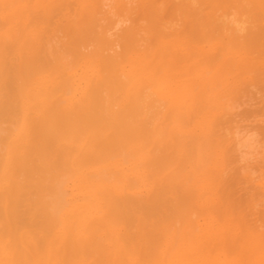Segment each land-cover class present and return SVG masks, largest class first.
<instances>
[{"label":"bare ground","instance_id":"1","mask_svg":"<svg viewBox=\"0 0 264 264\" xmlns=\"http://www.w3.org/2000/svg\"><path fill=\"white\" fill-rule=\"evenodd\" d=\"M65 2L0 0V264H264V93L243 77L264 0ZM36 11L61 16L46 43ZM154 144L173 153L147 178L177 174L160 193L124 159ZM143 213L155 232L129 228Z\"/></svg>","mask_w":264,"mask_h":264},{"label":"rangeland","instance_id":"2","mask_svg":"<svg viewBox=\"0 0 264 264\" xmlns=\"http://www.w3.org/2000/svg\"><path fill=\"white\" fill-rule=\"evenodd\" d=\"M65 1H66V2H65V5H64V6L67 8V10H65L64 7H61V9H63L64 13H69V12H71V10H72V13H70V14H75L76 11H75V7L73 6V5H75V3L73 2V0H65ZM67 2H68V3H67ZM72 2H73V5H72ZM70 3H71V5H70ZM66 4L68 5L69 8L67 7ZM69 5L72 6V8H74V9H70V6H69ZM76 8H77V7H76ZM68 10H69V11H68ZM38 12H39V11H36L35 13H36L37 15H36V14H34V15H36V17H38L37 20H40V21H41V20L43 21V19L45 20V21H44V22H45V25L42 24V29H43L44 31H45V29H46V31H47L46 33H47V34L44 32L46 35H43V36H44V40H43V42H45V41L48 42V40H49L48 38H50V36L52 37V35L54 36L53 32H55V30H56V29L54 30V28H56V24H55L54 21H53L54 23H52V20L50 19L51 15H44L43 13H39V14H38ZM60 12H61V11H56V12H55V15H58ZM55 15H54V16H55ZM36 17H35V19H36ZM43 17H44V18H43ZM41 18H42V19H41ZM45 18H46L47 20H46ZM51 18H53V16H52ZM58 18L61 19V16H60V17H56V18H55L56 20H55L54 18H53V19H54L55 21H57V20H59ZM49 20H51V21H49ZM48 21L51 22L52 25H50V24L48 25V23H49ZM46 23H47V25H46ZM43 27H44V28H43ZM46 27H47V28H46ZM48 28H49V29H48ZM49 31H50V32H49ZM51 31H52V33H51ZM48 33H49V34H48ZM55 35H58V33L55 32ZM59 35H60V34H59ZM45 39H46V40H45ZM263 39H264V38H263ZM261 41H262V39H261L260 41H257V42L254 44V45H256L257 43H259V45L261 44V45H262L261 48H260V46H259L258 44H257L255 47H253V48H252V46L249 47V48H252V49H250V51H249L250 54H248V55H251V56H248V55H247V52H248L249 49L246 50V51H244V59L246 58L245 61H250L251 63H253V66H255V67H257V68L260 67V68H258L257 71H254L255 73L253 72V73H251V74H245L243 77H246V78L248 79V83L255 84V86H256V88H255L256 91L254 90L255 93H258V91H259V93L261 92L260 94L262 95V93H264V92H262V91H264V78H263V77H264V75H263V74H264V71H263V70H264V57H262L261 59H263V60H261V59H259V55H258V54L261 55V53H263V56H264V50H263V49H264V47H263V46H264V43L262 44ZM262 42H264V40H263ZM45 43H46V42H45ZM41 44L43 45L44 43H41ZM45 45H46V44H45ZM254 45H253V46H254ZM207 46H209V44L206 45V47H207ZM258 46H259V48H258ZM46 47H47V45H46ZM256 47H257L259 50H257ZM262 48H263V49H262ZM253 49H255V50H253ZM261 49H262V50H261ZM251 50H253V51L255 52V54H253L254 52L252 51V52H253V53H252ZM256 50H257V51H260V52L257 53ZM249 52H248V53H249ZM256 53H257V58H254L253 55L256 56ZM240 54H241V53H240ZM246 55H247V56H246ZM253 60H254V61H253ZM242 61H244V60H243V59H239V60H238V62H240V64H243V63L245 64V61H244V62H242ZM255 61H256V63H255ZM255 64H256V65H255ZM261 69H263V70H261ZM258 70H259V72H258ZM262 75H263V77H262ZM250 76H252V77H250ZM255 76H256V77H255ZM260 76H261V77H260ZM248 77H249V78H248ZM258 79H259V81H257ZM254 81H255V82H254ZM261 84H262V85H261ZM261 86H262V87H261ZM258 87H259V88H258ZM243 88H244V87H242L241 89H243ZM261 88H262V89H261ZM252 91H253V90H251V92H252ZM254 91H253V92H254ZM251 94H253V93H251ZM255 95H257V94H255ZM261 95H260V96H261ZM253 96H254V95H253ZM256 97H257V96H256ZM254 99H255V98H254ZM244 108H248V107H244ZM165 143H167V141H165ZM135 147H136V146H134V148H135ZM134 148H133V146L128 147L127 152H130L131 150H133L134 152L137 151V152L135 153V154H137V156H136L135 158H134V156H133V159H132V157L129 158V156H128V158H127V157H126V158L124 157V159H125V161H126V159H127L128 162L130 161V162H129L130 164L138 165V166H137V170L135 171V173H136L137 176H138L139 174H141V173L144 171V168H143V170H142V167H143L142 164H144V163L146 164V163H147V162H145V161H144V162L142 161V159H144L145 156H146L145 154L148 155V157L150 158L151 161H154V162H152V163H155V164H156V160L159 161V159H160L162 156H164V157H162V158H166L165 156H169V155H171V154L173 153V149H171V150L168 152L167 155H165V153H167V152L163 153V152H158V151H157L158 153H156V148H157V147H156V144H154V146H152V147L149 148V150H148L149 152H146V151L144 152V151H142L143 153H140V151L138 150V148H137V149H134ZM139 149H140V148H139ZM138 151H139V152H138ZM154 152H155V155H154ZM160 154H161V155H160ZM151 155H152V157H150ZM158 155H159V156H158ZM126 156H127V155H126ZM143 156H144V157H143ZM156 156H157V159L155 158ZM146 157H147V156H146ZM149 158H147V160H148ZM151 158H152V159H151ZM158 158H159V159H158ZM120 159H121V160H124L123 157L117 158V159H115V160H120ZM183 159H184V157H183ZM137 160H138V161H137ZM150 160H149V162H150ZM136 161L138 162V164H135ZM161 161H162V160H161ZM141 162H142V164H141L142 167L140 166V163H141ZM149 162H148V163H149ZM129 163H128V165H130ZM150 164H151V163H150ZM155 164H154V165H155ZM146 165H147V164H146ZM154 165H153V166H154ZM105 166H106L105 164H101V165H98L97 167H92V168H91V166H89L88 168H89V170H92V171H95V170L97 171L98 169L102 171V169H105ZM153 166H150V167H153ZM157 166H158V168H161V167L159 166V164H157ZM138 167H140V168H138ZM144 167L146 168V166H144ZM150 167H148L149 169L147 168L148 170L145 169V171H144V172H145V176H139V177H140L139 179L135 177L136 175H133V176H132V178L137 179L136 182H137L139 185H141V186H143L144 184L147 183L146 185H147L148 189H150V191H152L153 189L155 190V187H156V191L158 190L157 192H159V191L162 192V191H161V188H162V187L160 188V190L158 189V187L162 186V184H165V185L169 186V182H171V179H172V178L174 179L175 177H177V174L175 175V173H171L170 171H169V172H168V171H167V172H164L165 174H164L163 172H157V173H163L162 176H161V177H157V178H156V176H154L155 178H152V179H154V180H150L149 176H148L149 179L147 178V174L149 173V171H151V173H154V171H152ZM153 168H155V167H153ZM153 168H152V169H153ZM158 168L156 169V171H158ZM139 169H140V171H139ZM146 170H147V171H146ZM146 172H148V173L146 174ZM155 173H156V172H155ZM131 174H132V173H131ZM133 174H134V173H133ZM141 175H144V174L142 173ZM156 175H159V176H160V174H156ZM167 175H168V176H167ZM172 175H173L174 177H173ZM150 176H151V175H150ZM152 176H153V175H152ZM152 176H151V177H152ZM165 176H166V177H165ZM144 177H145V178H144ZM166 180H168V181L170 180V181L167 183ZM235 180H236V179L232 180V181L229 183L230 186H229L228 189H229V192H230V191H231V192H230L229 194H228L227 192H225V193H226V197H227V196L231 197V195H233V194L239 189L240 186L236 185L237 181H235ZM138 181H139V182H138ZM149 181H150V182H149ZM151 181H152V182H151ZM162 181H163V182H162ZM24 182H26V181H24ZM24 182L21 181V183H24ZM144 182H145V183H144ZM161 182H162V183H161ZM165 182H166V183H165ZM173 182L175 183V182H177V181H173ZM27 183H28V182H27ZM148 183H149V184H148ZM156 183H157V184H156ZM171 183H172V182H171ZM24 184H25V183H24ZM160 184H161V185H160ZM20 185H21V184L19 183L18 187H19ZM26 185H27V184H26ZM172 185H173V184H172ZM174 185H175V184H174ZM178 185H179V182H178ZM180 185L183 186V188H184V190H185L184 185H183L182 183H181ZM180 185H179V186H180ZM21 186H22V185H21ZM21 186H20V187H21ZM68 186H69V185H68ZM22 187H23V186H22ZM22 187H21V189H23ZM26 187H27V186H26ZM26 187H25V188H26ZM171 187H172V186H171ZM171 187H169L170 190H171L174 186H173L172 188H171ZM188 187H189V186H187L186 188H188ZM230 187H232V188H230ZM27 188H28V187H27ZM163 188L167 189L168 187H167V188H166V187H163ZM169 188H168L167 192L170 191ZM0 189H2V190H0V191H1L0 193L2 194V192H3V185H2V184H0ZM228 189H226V191H228ZM236 189H237V190H236ZM19 190H20V188H19ZM163 190H164V189H163ZM232 190H235V191L232 192ZM25 191H26V190H25ZM22 192H23V191H22ZM157 192H156V194H157ZM160 192H159V193H160ZM165 192H166V191H165ZM25 193H26V192H25ZM163 193H164V191H163ZM179 193H180V192H179ZM179 193H177L178 196L181 194V193H180V194H179ZM185 193H186V192H185ZM225 193H223V194H225ZM231 193H232V194H231ZM20 194H23V195H21V196H23V197H24L25 195L27 196V194L24 195V193H20V191H19V193L17 194V196L20 195ZM164 194H166V193H164ZM177 194H176V195H177ZM240 194H242V193H240ZM169 195H170V194H169ZM171 195H174V194L172 193ZM176 195H175V197H178V196H176ZM26 196H25V197H26ZM180 196H181V195H180ZM180 196H179V197H180ZM182 196H184V195H182ZM19 197H20V196H19ZM25 197H24V198H25ZM168 197H169V196H168ZM170 197H171V196H170ZM173 197H174V196H173ZM179 197H178V201L176 200L177 202H179ZM238 197H239V194H238V196H234L233 198H231V200H232V199H235V198L238 199ZM237 199H236V200H237ZM242 199L244 200L245 197H241V198H239L238 201L241 202V203H243V200H242ZM172 200H173V199H172ZM180 200H181V197H180ZM182 200H183V199H182ZM170 201H171V200H170ZM173 201H174V200H173ZM232 201H233V200H232ZM234 201H235V200H234ZM238 201H237V202H238ZM174 203H176V202L174 201ZM174 203L172 202L173 206L170 205V206H172V209H174L173 207H175V206H174ZM26 204H28V203H25L24 205L21 206V207H23V208L21 209V211H25V209L27 208L26 206H28V205H26ZM178 204H180V202H179ZM176 205H177V204H176ZM170 206H169V207H170ZM177 206H178V205H177ZM182 206H183V205H182ZM229 206H230V205H229ZM28 207H29V206H28ZM179 207H181V206H179ZM29 208H30V207H29ZM29 208H27V209H29ZM19 209H20V208H19ZM27 209H26V210H27ZM176 209H177V208H175L174 210H176ZM186 209L189 210L190 208H186ZM191 209H192V208H191ZM178 210H180V209H178ZM183 211H185V210L183 209ZM109 212H111L112 215L117 216L116 214H114L115 211L113 212L112 210H110ZM169 212L171 213V211H169ZM172 212H173V214L175 213L174 211H172ZM181 212H182V211H181ZM186 212H188V211H186ZM179 213H180V212H179ZM143 214H144V213H143ZM167 214H168V215H167L166 217H169V213H167ZM26 215H27V218H30L31 213H30V215H28V213H27ZM138 216H139V215H138ZM141 216H142V215H141ZM144 216H145V214H144ZM170 216H171V215H170ZM176 216H177V215H176ZM176 216H174V217H176ZM159 217H160V216H159ZM159 217H158V220H159ZM161 217H162V216H161ZM161 217H160V218H161ZM166 217H165V215H164V217H162V219H164V218H166ZM172 217H173V216H172ZM116 218H117V217H116ZM144 218L146 219V216H145V217L142 216V220H143V221L140 222L141 225H140V223H139V224L137 223L138 226H137L136 224H134V223H132L133 225H131L130 222L127 223V222L122 221V219H121V221H119V220H120L119 218H117V219H118V222L122 224V225H119V228L121 229L122 233H124V230H125V231H126V230H127V231L129 230V229H125V227H124L125 224H124V226H123V223H126L127 225H129V224L131 225V226L129 225L130 227L127 226V227H129L130 229H132L131 227H135V228H136V231H137V234H138V230H139V232H141V235H145L144 233H147V232H148L147 234H149V230L151 231V230L153 229L152 227H150L149 224H151V226H152V223H154L155 221H153L154 218H153V220H151L152 218L150 217V220H151L152 222H150V221L148 220V221L150 222V223L148 224V222L145 223L146 220H145ZM138 219H139V221H141L139 217H138ZM148 219H149V218H148ZM156 219H157V218H156ZM166 219H167V218H166ZM171 219H172V218H171ZM181 219H182V218H181ZM173 220H174V219H173ZM177 220H178V218H177ZM159 221H160V220H159ZM163 221H166V220H163ZM163 221H162V222H163ZM171 221H172V220H171ZM175 221H176V219H175ZM175 221H172V223H166V225L168 224V225H167V229H166V227H165L166 225L164 226L165 228H162L161 226H158V225H156V227H157V226H158V227H161L160 229H162V230H164V231L166 230V232L169 230L168 233H169L170 237H173L174 235H176V234H175L176 231H177L176 228H177V226H178V225H177V226H173V225L176 224ZM168 222H169V218H168ZM174 222H175V224H174ZM144 223H145L146 226L144 225ZM163 223H164V222H163ZM163 223H161V225H163ZM224 223H225V222H220V225L223 226ZM147 224H148L149 226H147ZM158 224H159V223H158ZM164 224H165V223H164ZM170 224H172L171 227H170ZM153 225L155 226V224H153ZM122 226H123V227H122ZM143 226H145V228H146L147 230H146V229L144 230V229H143ZM168 226H169V227H168ZM0 228H1V227H0ZM135 228H134V229H135ZM137 228H138V230H137ZM151 228H152V229H151ZM160 229H159V230H160ZM173 230H174V231H173ZM129 231H130V230H129ZM136 231L133 230V232H136ZM145 231H147V232H145ZM133 232H132V233H133ZM152 232H155V231L152 230ZM23 233H27V234H29V236H31V237L33 238V239L31 238V244H34V245H36V246L38 245V241H37V239H38V240H41V237H42V234L39 235V234L36 233V232H29L28 229H27V230L24 229L23 231H20L19 234L21 235V234H23ZM126 233H127V232H125V234H126ZM19 234L15 233V234L12 236V239L15 240V239H16L15 236L18 238L17 235H19ZM30 234H32V235H30ZM127 234H128V233H127ZM127 234H126V235H127ZM137 234H134V235H137ZM128 235H129V234H128ZM38 236H39V237H38ZM175 238H176V237H175ZM175 238H174V239H175ZM34 239H36L35 243H34V241H33ZM231 239H232V238H231ZM13 242H15V241H13ZM170 242H171V244H172V239H171ZM15 243H16V242H15ZM103 243H104L103 245H105V243H107V242H103ZM225 244L227 245V243H225ZM225 244H224V245H225ZM16 245L18 246V244H16ZM218 245H219V241L216 242V246H218ZM222 245H223V244H221V246L219 245L220 247H218V248H220V250H219V249H218V250H215L214 247H213V249H214L215 251H217V252H215L216 254H222V253H223V255H227V253L229 252L228 255H230V252H233V251L235 252V250H234L233 248H231V249L229 250V249H227V247L225 248L226 245H225V246H222ZM230 245H231V244H230ZM221 247H224L225 250L222 251V248H221ZM229 248H230V247H229ZM213 249H212V250H213ZM212 250H208L207 252H209V251H210V252H213ZM226 250L228 251L227 253L225 252ZM232 250H233V251H232ZM220 251H221V252H220ZM225 253H226V254H225ZM230 256H231V257L229 258L230 260H234V259L238 260V256H237L236 254H235V256H234V254H232V255H230ZM227 257H228V256H227ZM238 261H239V260H238ZM111 264H112V263H111Z\"/></svg>","mask_w":264,"mask_h":264}]
</instances>
